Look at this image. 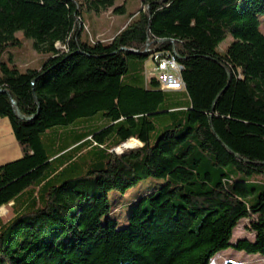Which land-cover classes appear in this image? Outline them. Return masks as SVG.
<instances>
[{
  "label": "trees",
  "instance_id": "obj_1",
  "mask_svg": "<svg viewBox=\"0 0 264 264\" xmlns=\"http://www.w3.org/2000/svg\"><path fill=\"white\" fill-rule=\"evenodd\" d=\"M113 2L0 0V55L18 32L50 55L39 70L0 67V118L22 152L0 166V209L12 212L0 218V264H209L227 249L264 259V0H143L111 41H84L83 11ZM156 52L175 55L183 91L124 82L128 59ZM11 100L33 119L19 120ZM97 114L106 126L46 153L49 131ZM159 116L166 127L151 143ZM130 140L141 146L114 152ZM147 178L162 185L132 200L119 228L111 194ZM243 220L253 239L231 243Z\"/></svg>",
  "mask_w": 264,
  "mask_h": 264
},
{
  "label": "rangeland",
  "instance_id": "obj_2",
  "mask_svg": "<svg viewBox=\"0 0 264 264\" xmlns=\"http://www.w3.org/2000/svg\"><path fill=\"white\" fill-rule=\"evenodd\" d=\"M143 0H114L113 7L106 13H96L94 11H83L82 24L84 27L83 40L86 42L107 43L116 37L125 27L136 21L142 11ZM117 8H123L122 13H114ZM259 30L264 34V14L259 18ZM15 37L20 40L18 46H8L0 55V67L5 64L8 67H15L20 73H26L29 70H39L43 63L50 57L48 54L39 53L34 49V39L24 38L21 32L16 33ZM233 42V38L228 36L220 45L218 50L225 51ZM128 72L124 82L134 83L138 86L143 81L149 80V73L152 71L153 63L148 58L142 65L138 61L128 59ZM142 68V69H141ZM176 96L181 106L189 104L185 93L168 94ZM154 129L150 132V142L154 143L166 127V122L161 116L153 120ZM107 120L100 114L91 118L80 119L66 127H57L48 132V135L42 138L46 153L50 156L54 151L63 150L72 146L76 136H84L106 126ZM50 136V138H48ZM48 138V139H47ZM131 141V140H130ZM125 145V144H124ZM123 145V146H124ZM115 149L116 154L122 153L125 148ZM135 145L133 148L140 147ZM129 149V148H127ZM83 153L88 151V146L81 150ZM80 152V151H79ZM77 152V153H79ZM22 157V152L18 146L10 124L7 119L0 118V166L18 160ZM91 159V153L88 152L81 160V166L88 164ZM162 185L161 181L147 178L139 182L137 186L130 188L124 194H111V209L117 215L118 226L122 228L126 225V216L129 211L130 202L136 201V198L142 195H148L154 189ZM12 216L9 207L0 209V218L8 219ZM249 220H243L233 233L231 243L238 239H253V234L249 232ZM239 261L242 264H264V259L259 255H248L244 252H238L233 249H227L217 253L210 259L209 264H225L228 261Z\"/></svg>",
  "mask_w": 264,
  "mask_h": 264
},
{
  "label": "built area",
  "instance_id": "obj_3",
  "mask_svg": "<svg viewBox=\"0 0 264 264\" xmlns=\"http://www.w3.org/2000/svg\"><path fill=\"white\" fill-rule=\"evenodd\" d=\"M150 59L153 68L148 76L157 80L162 92H181L184 90V84L180 77L182 66L177 62L173 53L156 52Z\"/></svg>",
  "mask_w": 264,
  "mask_h": 264
},
{
  "label": "water",
  "instance_id": "obj_4",
  "mask_svg": "<svg viewBox=\"0 0 264 264\" xmlns=\"http://www.w3.org/2000/svg\"><path fill=\"white\" fill-rule=\"evenodd\" d=\"M155 43H170L171 45L174 44L172 41H168V40H162V41L155 42ZM120 51L125 52V53H128V54H131V55H138V52L133 51V50L122 49V50H120ZM226 73H227L228 77H230V74H229V72H228L227 70H226ZM223 92H224V90H223V91H222V92L216 97L215 102H216V100L219 98V96H220ZM1 93L6 94L7 96H9L8 92H6V91H1ZM33 97H34V95H33ZM11 102H12V106H13L14 114H15V116H16L19 120H21V121H30V120L33 119V117H31V118H25V117H23V116L21 115V113L19 112V109H18L16 103H15L13 100H11ZM34 102H35V104H37V100H36L35 97H34ZM213 110H214V105H213L211 111H213ZM129 149H132V148H129Z\"/></svg>",
  "mask_w": 264,
  "mask_h": 264
},
{
  "label": "bare ground",
  "instance_id": "obj_5",
  "mask_svg": "<svg viewBox=\"0 0 264 264\" xmlns=\"http://www.w3.org/2000/svg\"><path fill=\"white\" fill-rule=\"evenodd\" d=\"M135 145H141V143L139 141H137V140H131V141L127 142L123 146V148H125V149H127V148H133ZM118 150H120V149L118 148Z\"/></svg>",
  "mask_w": 264,
  "mask_h": 264
},
{
  "label": "crops",
  "instance_id": "obj_6",
  "mask_svg": "<svg viewBox=\"0 0 264 264\" xmlns=\"http://www.w3.org/2000/svg\"><path fill=\"white\" fill-rule=\"evenodd\" d=\"M230 261H231V260H230ZM231 262H239V261H233V260H232ZM240 263L242 264V262H240Z\"/></svg>",
  "mask_w": 264,
  "mask_h": 264
}]
</instances>
